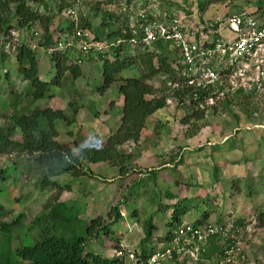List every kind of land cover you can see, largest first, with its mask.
Masks as SVG:
<instances>
[{"label":"rangeland","instance_id":"374dc122","mask_svg":"<svg viewBox=\"0 0 264 264\" xmlns=\"http://www.w3.org/2000/svg\"><path fill=\"white\" fill-rule=\"evenodd\" d=\"M43 3L50 7L52 15L48 29L58 38L47 48L37 44L42 34L37 22L30 28L18 27L9 13L6 16L9 27L0 32V132L20 141L15 117L30 115L35 108L60 109L67 115L75 109L73 123H55L54 139L66 147H73L74 143L81 146L105 143L121 116L122 96L117 91L120 80L139 77L140 67L134 63L114 74L116 81L99 94L96 89L102 81L101 61L98 54L91 52L78 65L80 75L73 82L67 77L65 86L53 89L51 95L33 99L26 95L27 85L16 74L14 54L18 45H34L38 77L48 80L53 72L50 50L66 41L74 42L75 31L86 27L85 24L88 26L84 29L92 36L101 37L108 30L130 27L134 12L147 9L157 20L164 21V14L176 16L180 23L192 27L197 20L207 26H221L225 17L238 14H250L264 22V0L28 2L39 14H46ZM73 5L75 13L66 12ZM107 13L115 17L114 21L106 24L102 21L101 25ZM133 32L136 33L134 29ZM126 49L124 57H135L141 52V47L133 42L127 43ZM72 53L68 54L71 62L75 59ZM106 58L112 59L110 54ZM145 82L153 89L146 98L163 97L164 107L146 118L136 142L126 141L117 146L126 158L122 163L123 174L107 162L82 161L88 171L86 175L56 176L52 180L60 187L40 189L37 180L41 170L23 151L16 147L0 153V172L4 175L0 180L3 206L0 221L18 217V223L9 231L11 247L31 243L38 233L34 217L45 214L53 203L61 202L64 214L79 234L90 218L101 221L102 233L99 231L95 238L84 243V252L103 254L108 250L109 254L114 243L138 250L143 236L141 224L146 219L150 218L154 225L150 237L153 240L159 241L156 236L168 230L170 189L178 197L181 194L189 197L185 200L186 221H195L206 212L208 221L231 222L238 227L244 242L247 259L243 264H264V90L255 94L245 91L217 94L205 98L201 106L179 105L173 96L175 87L165 82L163 76L154 75ZM115 210L119 214L117 220L113 219Z\"/></svg>","mask_w":264,"mask_h":264},{"label":"trees","instance_id":"16d2710c","mask_svg":"<svg viewBox=\"0 0 264 264\" xmlns=\"http://www.w3.org/2000/svg\"><path fill=\"white\" fill-rule=\"evenodd\" d=\"M36 1L0 0V32L9 27L6 24V16L9 13L14 17L18 27L30 28L32 23L37 22L42 28L40 42L37 44L44 49L54 41L53 34L48 29L52 15L49 14L51 12L50 7L46 6L45 3L42 4V7L46 14H39L35 8L28 4V2L34 3ZM61 1L64 2V0ZM59 10H61V6ZM114 18L112 14L107 13L102 17L101 25L108 21L113 22ZM147 18L151 19V16ZM85 26L87 27L88 24ZM86 27L83 25V28L80 29ZM133 29L136 33L133 32ZM141 37L142 32L138 26L118 27L108 30L101 37L94 36L95 39L105 41L108 44L118 39L125 40L109 47L111 60L104 55H98L101 61L100 76L102 80L96 89L99 94L116 81L114 74L121 70L134 63H137L141 70L139 77L120 80L121 83L118 85L117 91L122 96L121 116L117 128L106 138L105 143L97 146H81L76 143L73 144V147L62 146L54 139L57 134L55 123L57 121H63L66 125L73 123L75 109L70 115H67L60 109L35 108L30 115L14 118V123L20 131V141L11 140L8 135L0 132V153L16 147L23 151L26 157L30 158L41 170L37 180L40 189L49 186L60 187L57 182L52 180L56 176L67 174L71 177H79L86 175L88 171L83 168L82 161L89 163L107 162L111 166H117L118 173L123 174L125 168L122 163L126 158L117 146L126 141L136 142L146 118L164 107L163 97L146 98L153 89L151 85L145 82V79L154 75H161L164 81L170 84L179 81L173 94L178 103H184V101H188L186 103L188 105L197 102L202 103L205 96V92L199 90L196 91L197 98L194 102L189 99L192 95V89L184 85L181 75H178L180 68V64L176 63L178 51L175 48H169L167 41L158 39L149 45L137 41L134 44L141 47V52L137 53L135 57L122 56L127 51L126 44L129 43L127 40L132 38L138 40ZM150 46H152L151 50H149ZM48 57L53 72L50 79L44 80L38 77L37 59L33 49L27 44H20L15 48L16 74L27 85L26 95L33 99L43 98L47 94L51 95L49 93L53 89L65 86L67 77H69L70 82H73L80 75L78 65L70 61L66 51L52 50ZM3 179L4 175L0 172V180ZM171 197L167 193V198ZM185 204V199L179 198L170 205L168 230L163 235L156 236V239L159 237L158 240L163 242L169 239L171 229L179 224L181 216L187 210ZM1 211H3V206L0 204ZM207 216L206 212H202L196 221L202 222ZM118 218L119 214L115 210L113 219L117 220ZM17 223L18 217L9 222L0 221V264H21L23 261L28 264H123L122 260L105 258L100 253L84 252V243L95 238L99 231L102 233V230L99 229L102 227L101 221L97 217L90 218L82 226V233L79 234L64 214V206L61 202L53 203L52 206L48 207L45 214L34 217L33 223L38 233L31 243L21 247H11L8 242L9 231ZM141 227L143 236L139 240V252L141 256H144L150 247V241L153 240V237H150L154 225L148 218L141 224ZM117 246V243L113 244V247Z\"/></svg>","mask_w":264,"mask_h":264},{"label":"built area","instance_id":"2783aa9c","mask_svg":"<svg viewBox=\"0 0 264 264\" xmlns=\"http://www.w3.org/2000/svg\"><path fill=\"white\" fill-rule=\"evenodd\" d=\"M75 11L74 5L66 10L71 14ZM134 13L130 27H140L142 37L127 42L149 45L159 39L167 41L169 48L177 49L178 75L192 89L189 99L193 102L199 90L205 92L203 102L217 94L238 91L255 94L264 90V23L252 15L227 16L221 26H207L197 20L192 27L180 23L176 16L164 14V21L157 20L149 9ZM122 41L125 40L108 44L95 39L87 29H79L74 33V42L66 41L55 49L73 51L74 62L80 64L91 52L107 56L109 47ZM175 82L172 87L176 88L179 81ZM187 102L175 101L179 105ZM194 104L201 106V102ZM221 221H181L169 239L146 256L140 257L134 249L123 247L113 249L110 255L123 257L130 264H243L247 258L238 227Z\"/></svg>","mask_w":264,"mask_h":264},{"label":"clouds","instance_id":"9594fccd","mask_svg":"<svg viewBox=\"0 0 264 264\" xmlns=\"http://www.w3.org/2000/svg\"><path fill=\"white\" fill-rule=\"evenodd\" d=\"M51 31V30H50ZM36 34H38V32L36 33ZM53 36H54V34H53ZM94 37V36H93ZM55 39L57 40L58 38H57V36H54V42H55ZM102 42H105V41H102ZM106 43V42H105ZM119 44V43H118ZM27 45H29L30 46V48H32L33 49V46L31 45V44H27ZM32 46V47H31ZM48 50V49H47ZM52 50H58V49H51L50 51L52 52ZM61 51H62V49H60ZM66 52H67V54H69V52H73V51H71V50H65ZM69 51V52H68ZM50 52V53H51ZM50 53H49V55H50ZM73 54V53H72ZM110 54V53H109ZM99 55V54H98ZM68 57H69V55H68ZM107 57V56H106ZM72 63H74V64H76L75 62H74V60H72ZM76 65H79V64H76ZM79 67V66H78ZM196 110V109H195ZM181 221H186L185 219H183V220H181ZM180 221V222H181ZM204 221H208V219H205ZM204 221H202V222H204ZM179 222V223H180ZM187 222H192V223H202V222H197L196 221V219H195V221H187ZM173 229H171V231H172ZM171 234V233H170ZM160 243H165V242H163V241H161V242H159V241H152L151 242V244H150V247L148 248V250L146 251V253H145V255L144 256H146L147 254H149V252H151L152 251V249H154V247L156 246V245H158V244H160ZM118 248H122V246L121 247H119V245L117 246V247H113V248H110V253L108 254V250H106V252H104L102 255H103V257H105V258H115V259H117V260H121V259H124L123 257H115V256H111L110 254H111V252H112V250L113 249H118ZM123 248H126V247H123ZM131 249H134L135 250V252L140 256V257H143V256H141V254H140V252H139V249L137 250L136 248H131ZM126 260L124 259V262H125ZM127 262V263H126ZM125 263L126 264H130L128 261H126ZM124 264V263H123Z\"/></svg>","mask_w":264,"mask_h":264},{"label":"crops","instance_id":"0c3cea01","mask_svg":"<svg viewBox=\"0 0 264 264\" xmlns=\"http://www.w3.org/2000/svg\"><path fill=\"white\" fill-rule=\"evenodd\" d=\"M174 183H176V181H174ZM177 185H179V184L177 183ZM177 185L174 184V187H176ZM168 192H169V194L172 196L171 198L168 199L170 205L173 204V203L176 201V199H178V198H184L185 200H187V198L189 199V197H188L187 195H182V194H181L180 197H178V195L175 194L174 192L170 191V189L168 190ZM177 197H178V198H177ZM169 207H170V206H169ZM187 212H188V211H186V212L181 216V220H183V219L187 216V215H186ZM185 215H186V216H185ZM208 216H209V215H208ZM208 216H207V217H208ZM193 218H195V217H193Z\"/></svg>","mask_w":264,"mask_h":264}]
</instances>
